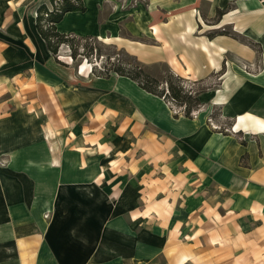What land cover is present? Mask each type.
Returning <instances> with one entry per match:
<instances>
[{"label": "crops", "instance_id": "crops-1", "mask_svg": "<svg viewBox=\"0 0 264 264\" xmlns=\"http://www.w3.org/2000/svg\"><path fill=\"white\" fill-rule=\"evenodd\" d=\"M82 4L58 32L166 63L201 110L52 54L50 0H0V264H264V0Z\"/></svg>", "mask_w": 264, "mask_h": 264}, {"label": "trees", "instance_id": "trees-1", "mask_svg": "<svg viewBox=\"0 0 264 264\" xmlns=\"http://www.w3.org/2000/svg\"><path fill=\"white\" fill-rule=\"evenodd\" d=\"M82 0H50V7L42 5L37 10L36 25L39 33L47 43L48 49L56 55L61 45L69 46L71 58L76 56L75 42L87 38H77L70 34L60 33L56 30V23L60 21L64 13L68 11H83ZM100 55L98 49L96 58ZM87 58V57H86ZM136 63L117 61L108 67L96 70L92 65L91 72L97 76L107 77L110 74L126 76L134 80L145 91L163 98L166 102L172 101L176 106H184V115L190 117V112L197 109L202 103L200 100L201 88L188 89L184 82L185 79L174 74L169 66L164 62L155 63L168 70L166 77L158 79L149 73L146 66L139 62L135 57ZM214 117V114H211ZM222 131V129H221Z\"/></svg>", "mask_w": 264, "mask_h": 264}, {"label": "rangeland", "instance_id": "rangeland-1", "mask_svg": "<svg viewBox=\"0 0 264 264\" xmlns=\"http://www.w3.org/2000/svg\"><path fill=\"white\" fill-rule=\"evenodd\" d=\"M119 1L125 3V0H119ZM97 49L100 53L98 58H96ZM75 50H76L75 58L74 59L71 58L72 59L71 60L70 57H68L66 60L76 66L81 64L80 69L85 68L86 71L89 70L91 65H94L96 70L99 71V69L103 68L104 66L108 67L111 63L117 61L136 63V60L133 58V56H130L124 50L118 49L110 45L109 43H106L102 40L95 38L82 39L80 41L75 42ZM65 52H67L68 56H71V51L69 46L63 44L59 47L58 53H60L59 55L62 56L64 60H65L64 57ZM142 64L146 66L145 69L149 73H151L153 76L157 77L158 79H162L166 77V75L168 74V70H166L162 66L160 67L158 65H155V63H149V64L142 63ZM219 83H220V75H218L217 73L213 75V80H211L210 82H206L204 86H207L208 84L219 85ZM184 84L188 85L189 87H193L194 89H198L202 87L200 83L192 84V81L189 80H185Z\"/></svg>", "mask_w": 264, "mask_h": 264}, {"label": "built area", "instance_id": "built-area-1", "mask_svg": "<svg viewBox=\"0 0 264 264\" xmlns=\"http://www.w3.org/2000/svg\"><path fill=\"white\" fill-rule=\"evenodd\" d=\"M91 70H92V67H91ZM185 86L188 88V89H191L192 87H189L188 85L185 84ZM167 104L169 105V107L171 108V110L173 111L174 114H179V113H183L184 111V106H176L172 101H167ZM201 110V107L199 106L197 109L195 110H192L190 112V117H196L199 113V111ZM207 123L209 124V126L214 129V130H225V131H231L230 128L228 127H224L222 128L220 125H218L215 121H214V118L212 117L211 114L208 115L207 117Z\"/></svg>", "mask_w": 264, "mask_h": 264}]
</instances>
